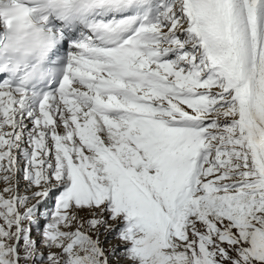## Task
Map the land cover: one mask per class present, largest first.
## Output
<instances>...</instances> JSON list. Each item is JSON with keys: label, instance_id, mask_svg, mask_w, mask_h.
I'll list each match as a JSON object with an SVG mask.
<instances>
[{"label": "snow or ice", "instance_id": "snow-or-ice-1", "mask_svg": "<svg viewBox=\"0 0 264 264\" xmlns=\"http://www.w3.org/2000/svg\"><path fill=\"white\" fill-rule=\"evenodd\" d=\"M59 8L60 81L0 77V264H264V0Z\"/></svg>", "mask_w": 264, "mask_h": 264}, {"label": "clouds", "instance_id": "clouds-1", "mask_svg": "<svg viewBox=\"0 0 264 264\" xmlns=\"http://www.w3.org/2000/svg\"><path fill=\"white\" fill-rule=\"evenodd\" d=\"M61 2L0 0V74L10 77L21 88L44 87L51 79L48 70L59 65L58 34L50 22L71 20L59 19Z\"/></svg>", "mask_w": 264, "mask_h": 264}, {"label": "rangeland", "instance_id": "rangeland-1", "mask_svg": "<svg viewBox=\"0 0 264 264\" xmlns=\"http://www.w3.org/2000/svg\"><path fill=\"white\" fill-rule=\"evenodd\" d=\"M4 187V185L2 183H0V189H2ZM37 201H32V204H37ZM52 207V201H47L43 204H39L38 209H37V214H36V218L38 220V225H33L32 226V235L33 237L37 240L38 246L39 242H40V235L38 234V228L40 230L43 229V227L45 226L46 221L44 219L41 218V214L44 213L45 211L50 210ZM81 215H86L85 213H81ZM101 239L104 241V246L106 249H112L114 246L119 245V247L115 248V253L119 258L118 260V264H129V262L124 259L121 256V253L124 251V248L121 244V242L119 241V239L117 238V234L116 232H113L111 234H107L106 236H102ZM42 251H46L45 249L41 248ZM114 264H116V262L114 261Z\"/></svg>", "mask_w": 264, "mask_h": 264}, {"label": "bare ground", "instance_id": "bare-ground-1", "mask_svg": "<svg viewBox=\"0 0 264 264\" xmlns=\"http://www.w3.org/2000/svg\"><path fill=\"white\" fill-rule=\"evenodd\" d=\"M80 26H81V28L80 29H75L74 30V33H76V34H80V33H84L85 32V30L83 29L84 28V26L82 25V24H80Z\"/></svg>", "mask_w": 264, "mask_h": 264}]
</instances>
